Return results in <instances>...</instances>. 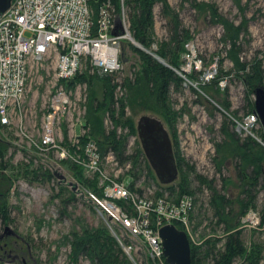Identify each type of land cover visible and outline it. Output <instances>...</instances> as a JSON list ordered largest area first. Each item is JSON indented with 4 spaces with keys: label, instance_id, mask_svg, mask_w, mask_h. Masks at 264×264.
Returning <instances> with one entry per match:
<instances>
[{
    "label": "rangeland",
    "instance_id": "obj_1",
    "mask_svg": "<svg viewBox=\"0 0 264 264\" xmlns=\"http://www.w3.org/2000/svg\"><path fill=\"white\" fill-rule=\"evenodd\" d=\"M167 2L192 36L185 45V51L180 54L177 46L173 45L179 68L159 55L161 45L170 41L174 27L170 18L164 14L161 3L154 7V30L150 47L140 45L164 60L183 79L180 89L171 86L168 97L172 111L178 114L174 119V127L164 114L157 111L154 103L142 98L133 100L130 84H134L143 65L136 52L139 48L130 41H126L124 52L128 61L124 62L122 72L114 76H101L86 65L78 76L80 78L77 77L69 87L83 86L81 92L75 94L74 91L73 94L78 104L74 115L76 120L81 118L87 122L92 95L102 100L107 82H111L115 96L113 110L116 114L107 111L104 115L107 133L116 129L115 118L120 119L123 106L126 116L134 121L136 132L138 120L142 116L162 120L170 132L174 151L179 152L186 163L195 168L194 173H186L193 193L181 191L182 171L176 183L161 184L146 159L138 133L129 135L127 128L119 127L117 133L119 136H129L126 155L133 158L122 163L111 149L107 153L101 151L100 142L102 144L105 138L90 134L91 125L88 122L87 132L80 137L79 144L73 142L67 123H64L63 133L58 138L60 146L67 149L78 162L64 159L61 149L43 154L30 145V141L16 127L0 126L1 148L6 150L4 157L0 158V182L9 188L6 197H0V207L5 208L9 215L8 221L0 216V236L8 231L13 232L7 239L9 253H4V250L0 252V264H23V261L14 259L20 252L27 254L29 264H95L86 253L77 258L73 254L75 240L96 230H106L116 239L129 264H151L139 241L116 219L101 212L93 200L92 193L102 198L99 196L102 190L99 176L79 163L89 161L85 153L89 141L98 145L102 157L101 168L105 174L113 180L126 182L130 188L132 185L133 191L141 197L152 200L165 197L176 202L184 194L192 195L196 201L194 231L190 238L192 244L202 246L205 240L218 238L220 243L217 244V249L225 247L226 226L219 223L211 206L212 191L207 185H201L196 174L213 180L215 188L234 201L242 195V182L236 172L240 163L230 156L225 165L219 166L216 146L225 140L222 127L227 119L232 124V132L237 133L241 140H264V125L260 118L252 130L258 139L245 130L238 129V123L244 124L246 117L255 112L256 94L249 85V67L260 64L264 71V0ZM126 14L130 21L128 6ZM242 65L248 66L247 71H240L239 66ZM40 77L43 78L40 84L35 78L30 86L26 104L30 109L27 114L30 129L26 134L36 138L41 135V123L46 113L45 101L54 91L53 76L43 72ZM261 88H264V81ZM224 102L230 104L229 111L222 106ZM260 145L264 148V144ZM138 149L142 150L145 159L137 157ZM110 155L113 160H108ZM147 163L150 170L146 168ZM185 170L188 171V168ZM56 173L63 176L64 181L56 177ZM256 193L255 208L251 207L249 211L254 209L260 212L264 228L263 180ZM129 204L130 202H124L123 209L131 208L132 205ZM245 216L243 218L247 217ZM242 219L241 228L247 226L242 229L246 253L255 252L260 247L261 253L256 255V260H259L257 264H264V230L251 223L244 225ZM2 246L7 247L4 243ZM125 247L132 248L130 255L134 261ZM11 251L14 252L10 253ZM245 257H238L234 264H251ZM120 258L123 260L124 256L121 255ZM207 264H214V261L210 259Z\"/></svg>",
    "mask_w": 264,
    "mask_h": 264
},
{
    "label": "built area",
    "instance_id": "obj_2",
    "mask_svg": "<svg viewBox=\"0 0 264 264\" xmlns=\"http://www.w3.org/2000/svg\"><path fill=\"white\" fill-rule=\"evenodd\" d=\"M94 2L13 0L10 9L0 15V126L16 127L30 145L43 154L61 149L62 157L72 162L78 161L60 146L58 138L67 123L73 142L79 144L80 137L87 132V122L81 118L76 120L74 115L78 104L73 94L81 92L83 86L70 88V84L86 65L101 76L122 72L123 42L135 44L125 0H121L119 12L113 0H102L97 8ZM119 21L121 26L118 27ZM43 72L53 76L54 91L45 101L41 135L36 138L26 134L30 129L27 117L30 109L26 104L30 86L35 78L39 84L43 81L40 77ZM258 120L255 112L249 114L244 124L238 123V129L257 138L252 130ZM85 153L89 161L79 163L89 172L97 173L104 193L102 198L91 194L99 210L116 219L139 241L151 264H167L160 230L172 224L192 238L194 197L184 194L176 202L165 197L155 200L141 197L126 182L113 180L105 174L97 143L89 141ZM110 159L113 160V156L110 155ZM120 201L130 202L131 208L123 209ZM247 213L242 223H251L264 230L260 212L251 209Z\"/></svg>",
    "mask_w": 264,
    "mask_h": 264
},
{
    "label": "trees",
    "instance_id": "obj_3",
    "mask_svg": "<svg viewBox=\"0 0 264 264\" xmlns=\"http://www.w3.org/2000/svg\"><path fill=\"white\" fill-rule=\"evenodd\" d=\"M102 1V0H100ZM99 1V2H100ZM98 2V3H99ZM97 2L93 5L98 7ZM113 3L120 11L121 0H113ZM161 3L164 6V14L170 18V22L174 24L171 31V39L167 43L161 45L159 55L168 60L174 67L179 68V62L174 57L176 51L173 45L177 46V52L180 54L185 51V45L192 38L191 32L183 26L179 15L176 14L170 7L167 0H125V5L130 9V23L131 32L137 42L145 47H150L151 37L154 30V7ZM141 59L143 70L137 75L134 84H130L133 100L138 98L147 99L149 102L155 104L157 111L164 114L168 122L174 127V119L178 114L172 111L169 104V93L171 86L180 89L183 84V79L180 78L172 68L165 67L152 58L150 55L137 49ZM240 71H247L248 66H239ZM248 79L251 81L249 85L254 92L257 88L262 87L264 81V71L261 70V65L257 64L250 66ZM80 77H78L79 79ZM75 81L73 82V84ZM256 87V88H255ZM114 87L111 82H107L106 92L103 99L92 95V101L88 109V123L91 125V132L93 136L105 138L101 144V151L108 152L110 149L114 151L122 163L133 158L127 156V145L129 136H119L117 131L119 127L129 129V135H136V128L134 121L126 116L125 107H122V114L120 119H116V129L107 133L104 126V115L107 111H113L116 114L114 107ZM225 110H230L228 102L222 103ZM254 106L252 110L254 112ZM231 123L226 119L222 127V133L225 137L224 142L219 143L216 148L218 152V159L220 167L225 165L230 156L235 158L240 164L237 169V177L242 182V195L236 200H231L226 194H221L214 186L213 180H209L204 176L196 174L201 185H207L212 191L211 206L214 209L216 217L219 218V223L225 224L226 236L225 247L217 249V244L220 240L207 239L202 246H192L193 264H207L208 260H213L214 264H234L238 257L247 258L251 264H257L256 255L261 253L260 247H257L255 252L246 253L245 245L242 239L241 219L244 217L251 207H254L257 200L256 189L260 185V181H264V148L253 138L241 140L237 133L232 132ZM0 142V158L4 157L6 150L1 148ZM104 145L106 148H104ZM106 150V151H104ZM145 159L141 149L137 151V157ZM179 171H182L181 191L183 193H193L190 188V179L187 174L195 172V168L186 163L185 159L179 152H175ZM145 161V160H144ZM186 167L188 171H186ZM147 169L150 166L147 163ZM251 170V171H250ZM250 171V172H249ZM151 173V171H150ZM187 173V174H186ZM152 174V173H151ZM188 175V176H189ZM231 181L230 179H228ZM226 182V179H224ZM132 190L134 187L131 185ZM9 193V188L0 182V197L5 198ZM99 196H104L103 191H100ZM243 196V197H242ZM125 201H120V205H124ZM264 213V212H263ZM0 216L4 221L9 220L8 211L0 207ZM264 224V216H263ZM86 253L95 264H129L128 259L125 258L124 252L116 239L112 237L106 230H96L89 232L84 236L78 237L74 244V257ZM124 256L122 260L120 256ZM259 257V256H258ZM257 257V258H258Z\"/></svg>",
    "mask_w": 264,
    "mask_h": 264
},
{
    "label": "water",
    "instance_id": "obj_4",
    "mask_svg": "<svg viewBox=\"0 0 264 264\" xmlns=\"http://www.w3.org/2000/svg\"><path fill=\"white\" fill-rule=\"evenodd\" d=\"M13 0H0V15L7 12ZM99 2V0H95ZM118 27L121 22H118ZM114 34L117 35L115 31ZM136 42V40L134 39ZM139 49L153 56L166 67L171 68L164 60L157 55H152L140 43L136 42ZM127 44L123 42L122 59L127 62L124 52ZM255 113L259 116L261 123L264 125V88L255 90ZM137 133L142 145L143 152L148 160L151 168L155 172L159 182L163 185H172L179 178V168L175 156L174 145L170 132L166 128L164 122L153 116H142L137 123ZM2 139L0 138V142ZM259 141V140H258ZM264 144V140L259 141ZM56 177L64 181V177L55 174ZM8 231V230H7ZM13 234V232L8 231ZM160 237L163 244L164 256L168 264H193L192 259V243L188 234L178 229L175 225H165L160 230ZM125 251L130 255V249L125 247ZM131 259L134 261L133 257Z\"/></svg>",
    "mask_w": 264,
    "mask_h": 264
},
{
    "label": "flooded vegetation",
    "instance_id": "obj_5",
    "mask_svg": "<svg viewBox=\"0 0 264 264\" xmlns=\"http://www.w3.org/2000/svg\"><path fill=\"white\" fill-rule=\"evenodd\" d=\"M8 237H10V233H8V232H6V234L5 235H2V236H0V252L1 251H3L4 253H6V254H8L9 253V250H10V247H8L9 246V243H7V239H8ZM2 243H4L7 247L6 248H4L3 246H2ZM14 251H11L10 253H13ZM16 252V251H15ZM5 255V254H4ZM27 254L26 253H24V252H20V253H17L15 256H14V259L15 260H18V261H23L22 263L23 264H29L28 262H29V260L27 259Z\"/></svg>",
    "mask_w": 264,
    "mask_h": 264
},
{
    "label": "bare ground",
    "instance_id": "obj_6",
    "mask_svg": "<svg viewBox=\"0 0 264 264\" xmlns=\"http://www.w3.org/2000/svg\"><path fill=\"white\" fill-rule=\"evenodd\" d=\"M133 42L136 44V45H138L134 40H133ZM150 52V51H149ZM151 53V52H150ZM152 55H154L153 53H151ZM89 84V83H88ZM258 139V138H257ZM259 141H262V140H260V139H258ZM255 208V207H254Z\"/></svg>",
    "mask_w": 264,
    "mask_h": 264
}]
</instances>
